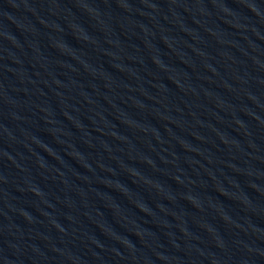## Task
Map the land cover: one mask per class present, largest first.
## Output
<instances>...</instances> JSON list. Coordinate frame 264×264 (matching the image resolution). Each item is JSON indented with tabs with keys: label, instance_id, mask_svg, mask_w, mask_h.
<instances>
[{
	"label": "water",
	"instance_id": "1",
	"mask_svg": "<svg viewBox=\"0 0 264 264\" xmlns=\"http://www.w3.org/2000/svg\"><path fill=\"white\" fill-rule=\"evenodd\" d=\"M0 264H264V0H0Z\"/></svg>",
	"mask_w": 264,
	"mask_h": 264
}]
</instances>
